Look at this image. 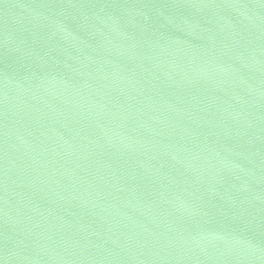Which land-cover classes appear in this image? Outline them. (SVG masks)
<instances>
[{"label":"water","instance_id":"95a60500","mask_svg":"<svg viewBox=\"0 0 264 264\" xmlns=\"http://www.w3.org/2000/svg\"><path fill=\"white\" fill-rule=\"evenodd\" d=\"M0 264H264V0H0Z\"/></svg>","mask_w":264,"mask_h":264}]
</instances>
